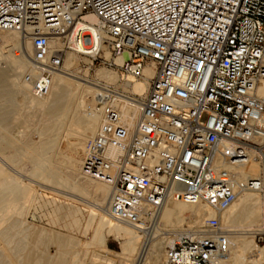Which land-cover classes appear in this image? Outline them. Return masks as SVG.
<instances>
[{
  "label": "built area",
  "instance_id": "obj_1",
  "mask_svg": "<svg viewBox=\"0 0 264 264\" xmlns=\"http://www.w3.org/2000/svg\"><path fill=\"white\" fill-rule=\"evenodd\" d=\"M90 14L89 29L81 24ZM8 31L30 42L23 78L34 98L48 95L67 54L121 80L153 69L143 96L102 82L84 106L99 124L80 173L110 187L113 220L146 238L169 201L219 213L240 191L262 188L261 178L239 182L214 161L264 156V0H0V40ZM230 238L208 217L164 249L162 264H226Z\"/></svg>",
  "mask_w": 264,
  "mask_h": 264
},
{
  "label": "bare ground",
  "instance_id": "obj_2",
  "mask_svg": "<svg viewBox=\"0 0 264 264\" xmlns=\"http://www.w3.org/2000/svg\"><path fill=\"white\" fill-rule=\"evenodd\" d=\"M85 20L88 23L81 25L90 29L97 19L90 14L85 16ZM30 54V42L23 40L17 31H8L1 35L0 57L3 60L0 65V148L12 151L0 155V226L7 222L4 217L6 215L8 218L12 216L10 214L16 213V216L20 214L19 218L22 217L21 213L30 203L33 195L32 183L27 181L30 179L28 176H31L32 178H43L42 180L45 179L48 183L51 182L53 186L61 189V193L69 194L66 196L68 199H75L87 206L90 210L88 211L90 218L87 219L86 228L92 227V234L89 241L82 244L79 239L72 236L44 230L37 231V240L27 250V243L25 246L22 243V246L20 239L15 241V238L24 230L18 231V221L15 219L10 222L9 218L7 220L10 223H6L8 225L0 229V240L7 247L6 257L19 256L18 259L15 258L17 264H83L87 255L91 257L89 264H114L115 258L119 264L163 263V250L167 246L172 245L183 231L199 230L208 217L217 215L216 212L202 203L186 204L169 201L160 213L158 229L146 238L141 231L110 218L106 212L110 187L103 182L88 179L80 173L79 166L83 148L99 124V116L88 117L82 113V96L87 94L89 98L94 93L95 86L101 81L113 85L119 81L120 77L116 72L97 69L94 74L96 82L79 78L84 82L74 88L68 80V76L72 78L74 74H71L68 69L76 67L79 58L76 54H67L61 70L53 76L48 95L42 98L30 97L28 96V84L23 78L24 74L32 69ZM106 56H108L107 53ZM121 61V57L115 60L118 64ZM143 74L146 76L143 80L128 78L124 81V86L131 88L136 94L143 95L149 84L147 78L153 75V69L145 67ZM259 92L264 96V88H261ZM88 100L90 102L91 99ZM16 106L20 107L19 117H22L28 125L32 124L33 117H36L42 140L36 143L21 140L16 143L15 132L12 133L10 124L11 116L17 109ZM26 108L34 109L35 114L26 111ZM65 121L68 124L64 131ZM62 130L65 133L57 148L60 152L56 153V159L51 166L54 169H50L47 163L48 153L55 145L56 138ZM3 157H7L14 166H19L23 172L14 170L15 174H13L6 168L4 170L1 162H6V160ZM263 157L251 151L250 158L243 164L230 165L224 163L218 155L214 166L228 170L239 182H244L249 178H261L264 183L261 176L262 170L264 171ZM263 186L256 192L240 191L236 200L222 210L221 226L231 233V254L226 264H263L264 262V247H259L253 239L257 232L264 230V227H260L264 194L259 193L263 191ZM109 237L119 243V251H112L106 247ZM13 242L16 246L9 249ZM50 245L55 247L54 255H50L48 251ZM80 245L85 248L78 250ZM94 246L100 247L102 251L111 254L114 258L91 251ZM2 254L0 251V257ZM7 262H10L9 259Z\"/></svg>",
  "mask_w": 264,
  "mask_h": 264
},
{
  "label": "rangeland",
  "instance_id": "obj_3",
  "mask_svg": "<svg viewBox=\"0 0 264 264\" xmlns=\"http://www.w3.org/2000/svg\"><path fill=\"white\" fill-rule=\"evenodd\" d=\"M105 57L108 58V56H106V54H105ZM78 58H79V61H78L77 66L74 68L68 69L71 74H74V76L76 75V77L72 76V78L70 76H68V80L73 84L74 88H75V86H78V85L80 86V84L84 82L83 80L81 81V79H79V78H84V79H88L92 82H96L97 80H96L94 74H95L97 69H106V70L116 72L115 69H112L111 67L103 64L102 62H95L94 65L89 66L90 62L86 57L78 56ZM2 60H3V58L0 57V65H2ZM116 74H117V72H116ZM84 76H86V77H84ZM77 77H78V79H77ZM137 80H143V78L137 79ZM124 81L125 80H121L119 78V81L116 84H113V86H115L118 89H122V91H124V92L136 94L131 88H126L124 86ZM102 82L103 81H101V83ZM104 84H107V83H104ZM109 85H112V84H109ZM147 89H148V85H147ZM136 95H139V94H136ZM143 95H139V96H143ZM28 96L32 97L29 94H28ZM88 99H90V97L88 98L87 94H84L82 96V111H83L82 113H84L85 104L87 102H89ZM17 104L18 103L16 102V105ZM16 107H17V109H16L14 115L12 114L11 122H10L11 128H12L11 129L12 133L14 134V132H15L14 135L17 137V138L15 137L16 143L21 142V140H23V141L26 140L27 142L31 141V142H35V143L42 140V137L38 131V129L40 127L36 123V117H33V120H34L33 123L28 125L25 121H23L22 117H19V115H18V110H20V107L19 106H16ZM26 109H27L26 111H30V112H32V114H35L34 109H32V108H26ZM67 124L68 123L65 121L64 126H63L64 131L66 129ZM63 130L58 134V136L56 138L55 145L53 146V148L48 153L47 163H48V166L50 169H54V167H51V166H53L54 160L56 159V153L60 152L59 150H57V148L60 145L59 141L62 140L63 135L65 133ZM17 134H19V135H17ZM11 151H12L11 149H6V148L1 147L0 148V155L8 154ZM3 158L7 162V163L5 161L1 162L4 170L6 168L8 171L12 172L13 174H15L14 170L16 172H23L19 166H14L13 163H11L7 157H6L7 159L5 157H3ZM262 159L261 160H262L263 165H264V157ZM58 172L60 174H63L60 171H58ZM16 175H18V174H16ZM261 176H262L263 182H264V171L263 170H262ZM28 178H30V179H27V181H31L32 188H33V195L31 197L30 203H28L29 205L27 204L26 208H24V210L21 213L22 217H20V218H19V216H21V215L17 214V216H16V213L10 214V215H12L11 217L8 215L9 216L8 218H7V215L4 216L6 218L5 220L7 222L3 223L0 226V229L4 228L6 225H8L11 222V220L13 221L16 219L19 223L17 230L19 229L18 231H20L22 229V231L24 230V232H21V234L15 238V241H17V240L19 241V239H20V243L22 246H23L22 243H24V246H25V243H27L26 244V247H28V248H26L27 250L30 249L29 247L30 246L32 247V245L37 240L38 232L43 231V230L46 232L61 233V234H65L68 236H72L76 239H79L82 242V244H83V242L89 241L91 234H92V227L86 228V224L88 221L87 219L90 218V212H88V211H90L89 208L87 206L83 205L82 203L78 202L77 200L75 201V199H70V198L68 199V197H66V196H69V194L66 195L67 193L65 194V192L61 193V191H60L61 189L53 186V184L51 182L48 183V181L45 179L42 180L43 178H32L31 176H28ZM24 179H26V178H24ZM32 180H33V182H32ZM40 185H42V186H40ZM263 185H264V183H263ZM35 186H36V188H35ZM43 186H44L45 190H44ZM50 188H52L53 191ZM263 188H264V186H263ZM34 190H35V192H34ZM47 190H49V191H47ZM56 190H58V191H56ZM247 192H256V191H247ZM60 193L62 196L60 195ZM259 193L264 194V189H263V191H261ZM51 199H54V200H51ZM222 212L223 211L216 213L217 214L216 216L218 217L221 224H222L221 216L223 217ZM261 216L262 217H261L260 227L261 226L264 227V223H263V221H264V205L262 206ZM9 218H10V222H9V220H7ZM6 223H8V224H6ZM76 223H77V225H75ZM25 228H27V229L25 230ZM255 228H256V226H255ZM36 232H37V235H36ZM248 239H250L249 236H248ZM253 239H254V243L257 244L259 247H264V230L257 232ZM21 240H23L25 242H23ZM15 246L16 245L13 242L10 245L9 249H11L12 247H15ZM106 246L112 251H119V243L117 241H115L112 237L108 238ZM84 248H85V246L80 245L78 247V250H82ZM0 249H1L0 251H2V253H3L2 256L0 257V261H2L1 264H17L16 259H18L19 256L18 257L16 256L14 258L13 257L12 258L6 257L7 256L6 255L7 254L6 253L7 247L4 245V242L1 240H0ZM16 249L14 251H16ZM48 251H49L50 255H54L55 254V247L53 245H50L48 248ZM91 251H95L96 253H98L102 256H105V257L114 258L111 254L105 253L104 251H102V249L98 246H94L93 248H91ZM163 252H164V250H163ZM7 258L9 259L10 262H7L8 261ZM90 259H91V257L89 255H87L83 261V264H89ZM114 264H119L117 258H115ZM263 264H264V262H263Z\"/></svg>",
  "mask_w": 264,
  "mask_h": 264
},
{
  "label": "crops",
  "instance_id": "obj_4",
  "mask_svg": "<svg viewBox=\"0 0 264 264\" xmlns=\"http://www.w3.org/2000/svg\"><path fill=\"white\" fill-rule=\"evenodd\" d=\"M108 241V240H107ZM107 241H106V243H107ZM107 247V246H106ZM108 248V247H107ZM109 249V248H108Z\"/></svg>",
  "mask_w": 264,
  "mask_h": 264
}]
</instances>
